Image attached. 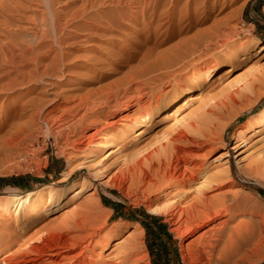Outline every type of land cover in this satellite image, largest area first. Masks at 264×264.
Returning a JSON list of instances; mask_svg holds the SVG:
<instances>
[{
  "label": "rangeland",
  "instance_id": "374dc122",
  "mask_svg": "<svg viewBox=\"0 0 264 264\" xmlns=\"http://www.w3.org/2000/svg\"><path fill=\"white\" fill-rule=\"evenodd\" d=\"M258 1L230 0L219 15L210 9L199 10L203 0L189 5L187 0H148L143 14L133 13L136 7L144 6L142 0L139 3H128L129 0L122 3L119 0L87 3L84 16L78 19L76 27L82 33H89L88 21L97 23L105 20L110 29L95 35L93 41L80 45L74 59L78 62L73 60L74 65L77 63L73 71L69 74L62 69L59 75L36 82L26 80L19 83L16 80V83L8 84L0 91V103H5L0 118V126H3L0 129L5 126L4 132L0 130L3 146L0 145V194L9 188L22 194L44 183H55L56 197H60L65 188L74 183L79 185L69 205L49 208L47 214L36 218L24 231L17 219L12 216L8 219L7 213L0 212V264H4L2 257L25 249L27 243L45 229L53 230L60 224L73 227L82 220L81 224H86L93 231L95 225L89 217L92 205L96 206V210L109 214L107 228L127 227L123 232L107 234L108 248L103 245L95 248L91 257L93 260L103 258L111 261L120 248L117 247L120 239H129L137 230L142 235L143 253H139L141 258L135 264H264V229L257 247L247 256L239 257L230 255L227 244L214 240L215 246L208 245L204 252L202 244L190 240L204 231L201 228L187 237L185 259L180 245L182 235L171 227L166 214L149 211V208L170 197L178 198L180 190L185 189L179 179L164 178L167 170L161 166L162 160L169 161V155H172L173 161L171 153L175 144L192 150L186 154L188 170L198 169L201 164L204 176L213 178L228 172V184L232 185V189L244 192L253 206L264 210V171L244 170L247 158H253L264 149V0ZM84 2L76 0V5ZM254 4H258L259 8ZM194 5L200 7L199 13L186 18L185 13ZM21 23L26 28L29 24L26 19ZM23 28L13 25L11 33L14 42L25 43L34 37L33 29ZM162 39L166 40L160 42ZM177 47L183 55L187 53L185 67L175 70L177 65L167 66V69L159 66L158 63H164L162 60L167 53ZM249 53L252 56L247 58ZM92 59L97 63L92 64ZM234 60L237 66L227 72ZM210 65H215L216 74L207 83L208 87H212L203 100L204 106L196 105L182 124H174L171 115L169 119L164 116L182 108L185 102L182 99L167 112L159 113L156 117L162 121L154 123L142 135L143 140H138L142 147L131 159L126 160L117 152L105 157L106 149L100 140L98 145L91 144L84 150L75 149L73 141L78 138L77 134L80 137L82 132L93 133L97 128H100L98 134L114 133L118 141L124 138L128 122L124 114L129 97L139 96L143 102L140 106L134 104L130 112L133 117H138L149 103L161 100L164 104L177 95L184 96L186 90L180 86L185 83L190 85L193 77ZM10 69V65L2 64L0 78L9 80ZM19 70L16 66L18 77ZM135 126L139 127L138 123ZM9 134H16L19 147L11 148L3 143L4 137ZM180 135L186 139L180 142L177 139ZM68 160L73 170L67 175L62 172ZM80 162L82 166H79ZM195 162L196 167L193 165ZM156 166H159L158 169H155ZM132 167L135 178L130 181ZM140 167L153 169V177L160 180L158 185L147 187L144 183L146 175ZM23 175L26 178L20 185L2 179ZM127 176L130 178L124 180ZM204 176L200 175V179L203 180ZM186 190L189 197L180 196L179 199L188 205L192 198L196 200L198 192L192 188ZM2 197L0 205L4 202ZM197 201L202 204L201 200ZM115 203L117 214L111 206ZM146 213L159 217L150 218ZM125 214L131 217L126 218ZM134 217L152 227L150 244L146 228ZM8 222L10 225L4 227ZM126 263L130 264V261L122 264Z\"/></svg>",
  "mask_w": 264,
  "mask_h": 264
},
{
  "label": "bare ground",
  "instance_id": "6f19581e",
  "mask_svg": "<svg viewBox=\"0 0 264 264\" xmlns=\"http://www.w3.org/2000/svg\"><path fill=\"white\" fill-rule=\"evenodd\" d=\"M95 1L96 0H85L82 5L78 6L76 5V0H0V66L2 64H7L11 67L8 71L10 75L9 80L4 81L3 78H0V91L3 90L6 85L16 83V80L19 83H23L26 80L36 82L41 78L45 79L47 77L57 76L62 69L66 73L67 71L68 73L73 71L77 65V63L75 65L73 64V60L77 58L76 52L81 47L80 45H84L91 40L93 41L95 35L97 36L102 31H108V29H110L109 24L106 23L105 20L102 22L97 21V23L88 21L89 33H82L79 28L76 27L78 19L84 16L87 3L92 4V2ZM124 1L127 2L128 0ZM124 1L119 0V3ZM139 1L141 0H129L128 3H139ZM142 1L144 6L136 7L133 12L134 14H143L145 12L148 0ZM195 1L198 2V0H187L186 4L189 5ZM229 1L230 0H203V2L200 3L202 4L201 8L196 5L192 7L189 6L191 9L189 8L185 13V17L190 18L194 13L196 15L199 13V10H202V8L204 11L210 9L215 13L218 12L219 15L225 10L226 4ZM136 6H140V4H136ZM195 7L196 9L194 10ZM140 8L143 9L140 10ZM24 19H26V22H29V24L27 23L29 27L26 25L27 28L33 29L34 32L32 34H34V37H32V39H29L28 37L29 40L27 39L28 41H25V43L14 42V35L11 33V30H14L13 25L15 24L18 26V29H22L25 27V24L23 25L21 23ZM48 24L51 28L50 26H47ZM147 26L149 25L147 24ZM27 28L25 27L26 30ZM24 39L25 38H23V40ZM164 40L166 39H162L160 42H164ZM178 50H180V47L170 50L167 53L166 58H163L162 60L164 63H158L159 66L166 67L167 69V66L171 67L177 65L178 68L176 67L177 69L175 70L183 69L187 64L184 59L187 53L183 55V53ZM246 55L247 58L252 56L250 53ZM90 62H93L92 64L97 63L93 59ZM236 63V60L231 61L227 72L232 71L237 66ZM15 65L20 69L19 72L17 71L20 73L19 77L18 75L16 76ZM215 69V65H210L206 69L200 71L198 75H195L190 85L185 83L180 86V88L182 87L186 90L184 96L181 97L177 95L174 98L167 100V103L164 104L161 100L149 103L150 105L148 108L144 109L138 117H133L130 112L134 104L140 106L143 102L139 96L129 97V99H127L128 105L125 110L126 113L124 114L125 118L128 120L127 128H125V135L123 136L124 138L118 141L117 138L114 137V133L111 135L110 132L98 134L100 133V128H97L93 133L87 132L88 134H84V132H82L83 134L80 135V137L77 134L78 138L76 141H73L75 142V149L84 150L91 144H93V146L98 145L100 140L103 147L106 149L105 157H109L114 152H117L121 153L120 155L126 160L131 159L142 147V143L138 142V140L143 137L142 135H145L147 130H149L154 123L162 121L161 119H158L159 117H156L159 113L167 112L173 107V105L178 103L177 101L182 99L185 101L182 108L174 110L171 114L164 115L165 117L167 116L166 118L171 115V117L174 118V124H182L196 109V105H199L200 107L204 106L205 101L203 100L211 91L212 87H208L207 83L212 81L216 74ZM175 70L173 69V71ZM4 105L5 103H0V118L3 114L1 108ZM155 119L158 121H155ZM136 123H138L139 127L135 126ZM1 127L3 126H0V128ZM8 132L10 133L11 131ZM15 135L4 137L3 143L11 148L15 146L19 147ZM20 135L21 133L19 132L18 138L22 137ZM180 136L177 139L181 142L185 137H183L184 135ZM142 140L143 139L141 138V141ZM0 145L3 147L1 143ZM72 145L73 144H71L70 147H72ZM114 146L117 147L112 150ZM183 146L184 145L181 144H175L173 146L174 152L171 153L174 156L173 161H171L172 155H169V161H167L168 159H164V161L162 160L163 165L161 166L163 169L167 170V174L164 173V178L179 179L180 184L184 186L185 189L181 188L182 190H180V192L178 190L175 191L176 195L179 194L178 198L176 196L170 197V199L157 204L156 206H152L149 208V211L166 214L167 219L171 222V227L182 235L180 245L184 252L185 259H187V237L201 228H204V231L197 237H192L190 240H192L191 242L196 241L197 243L202 244L204 252L208 245L214 247V242H223V244H227L229 247L230 255L247 256L249 251L257 247V244L259 243L258 240L263 236L264 210L253 206L250 203L249 196L244 192L242 193L232 189V185L228 184V180L230 181V179H228V172H224L213 178L210 175H206V177L204 176L205 172L202 171L201 164L197 166L199 167L198 169L188 170V156L186 154L187 152H192V150L185 149ZM233 147L234 146L231 148ZM75 151L77 152V150ZM88 152L94 153L93 150H89ZM205 154H207V152H205ZM247 160V166L244 170L255 173H261L264 171V149H261L253 158L251 156L248 157ZM152 163L153 162H151V164ZM78 164L79 166L83 165L81 162ZM193 165L196 167L197 163L195 162ZM158 167L159 166H156L155 169H158ZM72 170V163L68 160L67 167L62 173L68 175ZM128 171H130V169ZM134 171V167H132L131 174L127 172V174L129 173L131 176L130 181H133V178H135ZM142 172L146 175L144 183L147 187L158 185L160 180H156V178L153 177L155 174L153 169L146 170L143 168ZM160 174L162 175L161 172ZM200 175L205 178L201 180ZM127 178L129 179L130 177L127 176L124 180ZM62 179H64V177L60 178L59 181ZM54 184L55 183H44L40 187L27 190L22 194L12 188L2 191L3 193L0 194V197L3 196L2 199L4 198V202L0 205V212L7 213L8 219L11 216L17 219L22 231L26 230L32 225L36 218L43 214H47L49 208L58 209L69 205L74 200L73 198L76 195L79 185L77 186L76 183H74L64 189L62 196L56 197L58 192L55 190ZM121 185H123V182ZM186 188H192L198 192V195L195 197L196 200L193 201L194 198H192V201L190 200L191 202L188 205H185L186 202L183 204L182 200L179 199L180 196H188ZM191 192L193 193V191ZM210 193L215 196H211ZM197 199L199 201L201 200V205ZM94 206L92 205L91 212L89 210V217L92 219H90V221H93L95 225L92 228L93 231L88 229L86 224H81L82 220L73 227H68L66 224H60L53 230L45 229L36 239L29 241V244L27 243V246L25 245V249L2 257V263L122 264L130 261V264H135V262L141 258L139 253L142 252V235L141 232L137 230L132 232L129 239H126L125 237L120 239L121 243L117 246L120 248L111 261L103 258H98V260H93L91 258L94 249L98 246L103 245V247L108 248L107 245L109 244V240L106 238L107 234L114 235L118 231L123 232L127 229L126 226L107 228L106 223L109 214L99 209L96 210V206ZM216 219L218 221H216ZM135 223L139 222L135 221ZM9 225L8 222L3 226L7 227ZM38 241L40 243H38Z\"/></svg>",
  "mask_w": 264,
  "mask_h": 264
},
{
  "label": "trees",
  "instance_id": "16d2710c",
  "mask_svg": "<svg viewBox=\"0 0 264 264\" xmlns=\"http://www.w3.org/2000/svg\"><path fill=\"white\" fill-rule=\"evenodd\" d=\"M27 176V175H26ZM26 177L23 175V176H11V177H4V178H2L4 181H10L11 183H14V184H18V185H20L21 184V182H22V184H23V181H24V179H25ZM28 178V177H27ZM39 180V179H38ZM41 180H43V179H41ZM111 206L114 208V210H116V212H115V214H117V204L115 203V204H111ZM146 215L148 216V217H150V218H152V217H159V216H156L155 214H150V213H146ZM126 218H130L131 216H129V215H127V214H125L124 215ZM135 219H137V220H139L142 224H143V226L146 228V230H147V242L150 244V235L152 234V232H153V230H152V227H150L147 223H146V221H144V220H142V219H139V218H137V217H134Z\"/></svg>",
  "mask_w": 264,
  "mask_h": 264
},
{
  "label": "crops",
  "instance_id": "0c3cea01",
  "mask_svg": "<svg viewBox=\"0 0 264 264\" xmlns=\"http://www.w3.org/2000/svg\"><path fill=\"white\" fill-rule=\"evenodd\" d=\"M261 0H259L258 2H260ZM256 6V8H259V5L258 4H254Z\"/></svg>",
  "mask_w": 264,
  "mask_h": 264
}]
</instances>
